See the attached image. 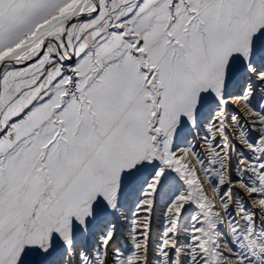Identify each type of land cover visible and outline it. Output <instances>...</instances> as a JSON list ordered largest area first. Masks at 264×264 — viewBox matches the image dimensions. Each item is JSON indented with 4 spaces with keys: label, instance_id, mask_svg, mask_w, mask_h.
Returning a JSON list of instances; mask_svg holds the SVG:
<instances>
[{
    "label": "snow or ice",
    "instance_id": "1",
    "mask_svg": "<svg viewBox=\"0 0 264 264\" xmlns=\"http://www.w3.org/2000/svg\"><path fill=\"white\" fill-rule=\"evenodd\" d=\"M0 264H264V0H0Z\"/></svg>",
    "mask_w": 264,
    "mask_h": 264
}]
</instances>
